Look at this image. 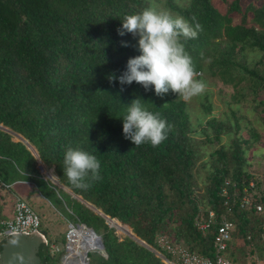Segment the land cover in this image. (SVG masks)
I'll use <instances>...</instances> for the list:
<instances>
[{
    "label": "trees",
    "instance_id": "obj_1",
    "mask_svg": "<svg viewBox=\"0 0 264 264\" xmlns=\"http://www.w3.org/2000/svg\"><path fill=\"white\" fill-rule=\"evenodd\" d=\"M240 2L228 0L221 10L212 0H0V196L28 182L24 198L37 192L71 223L91 227L106 256L88 254L87 264H164L149 249L170 257L157 246V232L211 256L222 220L233 225L223 252L229 260H263L264 177L246 158L260 133L242 127L231 106L223 117L211 113L207 88L199 101L203 117L191 122L186 102L171 92L160 98L154 88L110 80L140 55L138 36L118 34L124 17L162 4L203 27L197 38L183 41L196 78L230 85L227 103L249 102L264 126V0ZM137 98L170 126L157 147H135L124 137L122 118ZM29 145L52 167L57 185L40 173ZM68 148L96 156L100 179L87 180V188L72 185L63 171ZM243 196L250 203H242ZM3 205L0 219H7L13 201L10 212ZM208 210L213 216L201 234L194 222ZM119 223L145 245L126 233L119 238ZM45 238L44 264L59 262L62 251L52 253L53 237Z\"/></svg>",
    "mask_w": 264,
    "mask_h": 264
},
{
    "label": "clouds",
    "instance_id": "obj_2",
    "mask_svg": "<svg viewBox=\"0 0 264 264\" xmlns=\"http://www.w3.org/2000/svg\"><path fill=\"white\" fill-rule=\"evenodd\" d=\"M201 31L203 27L199 22L194 21L193 25L183 17H174L154 7L125 16L118 34L124 36L131 33L134 37L138 36L140 55L129 58L126 71L110 80L118 79L121 85L136 82L145 91L154 88L155 95L160 98L171 92L185 102L191 100L202 94L206 86L196 79L192 58L186 52L183 41L197 38ZM129 105L127 114L122 118L125 139L130 140L135 147L144 143L157 147L167 139L170 126L164 119L143 108L139 98ZM63 163L64 176L77 188L89 187L87 180L100 179V162L88 152L68 148Z\"/></svg>",
    "mask_w": 264,
    "mask_h": 264
},
{
    "label": "rangeland",
    "instance_id": "obj_3",
    "mask_svg": "<svg viewBox=\"0 0 264 264\" xmlns=\"http://www.w3.org/2000/svg\"><path fill=\"white\" fill-rule=\"evenodd\" d=\"M228 0H212L213 4L215 6H218L221 10H224L226 8V3ZM241 6L245 5V0H241L240 2ZM157 11H168L167 8H164L162 4H157ZM247 53V57H248ZM197 79V78H196ZM198 80V79H197ZM201 82H205V88L208 89V95H207V101H209L212 104V110L211 113H213L216 117H223L224 112L227 111L228 106L233 107L237 110V114L242 116L240 125L242 127H249L253 126L259 133L260 137L258 138V141L252 146L251 148L247 149L246 151V158L248 159L250 163V169L259 175V177H264V126L259 123V119L256 117V113L252 111L251 104L249 102H239L238 105H229L227 101L229 100V94L232 93V88L230 85H222L220 81L215 77H206L205 75L201 76L200 79ZM202 94L193 97L191 100L187 101V110L189 112L190 121L195 122V119L197 117H203V110L200 107L199 101H202ZM15 134V133H14ZM243 137L246 136V132L242 131ZM196 139H201L202 136L195 135ZM18 135H13V140L18 139ZM31 150V152L36 155L33 147L30 145L28 146ZM205 147L210 150L209 146L205 144ZM41 174L45 177H49L50 180L57 185L56 182V176L54 175L52 171V167H45L42 165V169L40 168ZM201 178V177H200ZM19 182V181H18ZM16 185V186H15ZM13 191L15 192L11 196H0V201L4 202L3 207L5 208V211L10 212V206L14 199V195L16 193L19 194L21 192L23 195L21 197L24 198L26 192L28 191L30 187V183H18L14 184ZM26 199V198H24ZM27 200V199H26ZM29 206L36 211L40 218V225L39 230L41 229L44 234H46L45 237L48 238V234L51 235L52 242L62 251L63 253V243L60 240V237L65 234V231L67 229L68 224L70 221H68L63 215L55 209V205L52 202L47 201L45 198L41 197L37 192H33L29 199L27 200ZM12 211L9 213V217H11ZM109 222V221H107ZM112 224V223H111ZM120 224V225H119ZM115 225V233L119 238H121L120 235H122L124 232H129V228L126 229L124 226L119 223ZM60 233V234H59ZM63 233V234H61ZM64 236V235H63ZM134 236V235H133ZM155 237L159 239V232L156 233ZM135 238V237H134ZM156 238V239H157ZM64 239V238H63ZM137 241H139L138 238H136ZM182 245V244H179ZM149 249L152 250L151 247ZM99 253L97 249H93L91 252L87 254H97ZM158 257L163 256L160 252L156 251L154 252ZM62 255V254H61ZM88 257V256H87ZM60 261V260H59ZM88 263V261H87ZM54 264H59V262H55ZM72 264V263H71Z\"/></svg>",
    "mask_w": 264,
    "mask_h": 264
},
{
    "label": "built area",
    "instance_id": "obj_4",
    "mask_svg": "<svg viewBox=\"0 0 264 264\" xmlns=\"http://www.w3.org/2000/svg\"><path fill=\"white\" fill-rule=\"evenodd\" d=\"M249 185L251 186L252 183L250 182ZM242 203H250L249 197L243 196ZM255 209L259 212L261 211V206L259 204H256ZM207 214L208 217L205 219L200 212L194 222L196 229L201 234H204L206 229L208 228L213 216V212L211 210H208ZM39 225L40 218L37 213L22 197L16 194L14 195L13 199L11 217L7 219H0V241L4 238H7L12 233L23 232L28 234L29 232H34L42 238L44 243H46L47 240L45 236L40 232ZM79 226H81V223L70 222L68 224L64 234L62 249L63 253L61 255L59 264H71L70 262H65L67 260L66 255L71 250L70 247L74 239V231ZM232 229V223L226 220H222L218 224V226L216 227V232L212 238L213 254L211 256L200 255L198 253L188 251L186 248L179 244H172L165 235L159 234V239L155 237V242L160 249L169 253L170 256L169 258L165 256H161L159 258L164 264H241L232 262L223 254ZM262 230V237L264 240V224L262 225ZM142 244H144V242ZM49 247L52 253L60 251V249L53 242L49 244ZM152 251L156 252L153 248ZM86 258L88 261V257ZM244 264H264V259L261 260L258 259V257H254L252 260L248 259Z\"/></svg>",
    "mask_w": 264,
    "mask_h": 264
},
{
    "label": "water",
    "instance_id": "obj_5",
    "mask_svg": "<svg viewBox=\"0 0 264 264\" xmlns=\"http://www.w3.org/2000/svg\"><path fill=\"white\" fill-rule=\"evenodd\" d=\"M34 156L37 158V154ZM40 165L39 159L37 158V167L39 168V171ZM81 226L86 227L88 230H90V232L94 233L91 227H87L83 223H81ZM95 235L97 236L99 242V253L102 256H106L100 236L96 233ZM128 235L137 240L132 234L129 233ZM139 242L141 244L143 243V241L140 240ZM43 255L44 242L38 234L34 232H29L28 234L23 232L12 233L2 244L0 250V264H44L45 261L43 259Z\"/></svg>",
    "mask_w": 264,
    "mask_h": 264
},
{
    "label": "bare ground",
    "instance_id": "obj_6",
    "mask_svg": "<svg viewBox=\"0 0 264 264\" xmlns=\"http://www.w3.org/2000/svg\"><path fill=\"white\" fill-rule=\"evenodd\" d=\"M41 166L42 165H40V168L42 169ZM73 237L74 239L70 247L71 250L66 255L67 260L65 262L87 264V253L91 252L93 249H99L97 236L87 228L79 226L74 231Z\"/></svg>",
    "mask_w": 264,
    "mask_h": 264
},
{
    "label": "crops",
    "instance_id": "obj_7",
    "mask_svg": "<svg viewBox=\"0 0 264 264\" xmlns=\"http://www.w3.org/2000/svg\"><path fill=\"white\" fill-rule=\"evenodd\" d=\"M22 195H23V194H22L21 192H19V195H18V196H20V197H21Z\"/></svg>",
    "mask_w": 264,
    "mask_h": 264
}]
</instances>
